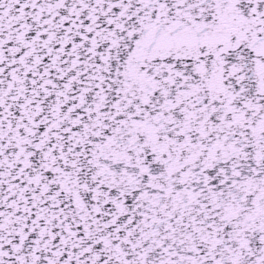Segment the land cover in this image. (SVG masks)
I'll list each match as a JSON object with an SVG mask.
<instances>
[{
	"label": "snow or ice",
	"instance_id": "snow-or-ice-1",
	"mask_svg": "<svg viewBox=\"0 0 264 264\" xmlns=\"http://www.w3.org/2000/svg\"><path fill=\"white\" fill-rule=\"evenodd\" d=\"M0 264H264V0H0Z\"/></svg>",
	"mask_w": 264,
	"mask_h": 264
}]
</instances>
